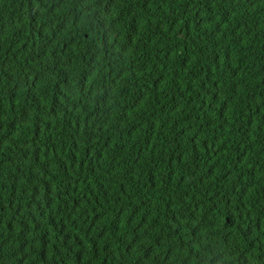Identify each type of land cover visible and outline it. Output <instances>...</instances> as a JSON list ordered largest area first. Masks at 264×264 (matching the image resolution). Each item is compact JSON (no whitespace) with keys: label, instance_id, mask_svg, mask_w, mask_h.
<instances>
[{"label":"trees","instance_id":"1","mask_svg":"<svg viewBox=\"0 0 264 264\" xmlns=\"http://www.w3.org/2000/svg\"><path fill=\"white\" fill-rule=\"evenodd\" d=\"M0 264H264V0H0Z\"/></svg>","mask_w":264,"mask_h":264}]
</instances>
